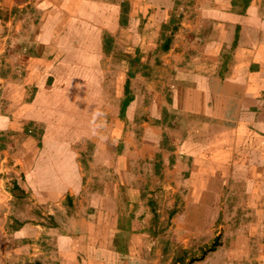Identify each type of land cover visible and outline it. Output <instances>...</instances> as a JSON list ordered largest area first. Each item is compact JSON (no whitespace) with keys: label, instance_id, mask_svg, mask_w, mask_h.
I'll list each match as a JSON object with an SVG mask.
<instances>
[{"label":"crops","instance_id":"crops-1","mask_svg":"<svg viewBox=\"0 0 264 264\" xmlns=\"http://www.w3.org/2000/svg\"><path fill=\"white\" fill-rule=\"evenodd\" d=\"M93 6L89 0H0V166L12 171L15 164L8 161L14 159L23 182L13 183L35 203L54 205L56 218H67L62 232L28 223L13 231L21 241L49 240L51 247L35 264H102L103 255L111 259L118 254L104 238L100 241L106 229L105 210L117 223L118 207L99 206L93 213L98 203L110 200L105 192L91 194L85 207L81 203L85 186L78 155L85 148H77L91 137H82L69 108L73 97L68 93L89 88L85 83L75 87L71 78L89 73L83 62L101 56V31L117 29L106 15L91 24ZM186 7L175 31L183 40L180 49L177 54L169 49L162 57L169 71L177 66L167 82L171 101L167 110L175 113L180 145L172 152L177 156L169 173H186L184 183L198 181L209 187L218 171L227 168L222 159L230 157L233 166L223 177L250 183L247 170L259 171L255 165L264 157V0H194ZM169 8L157 14L158 22H165ZM75 58L82 64L76 65ZM100 106L104 108V103ZM242 157H247V168ZM4 181L0 179L5 194H0V244L8 232L5 209L13 188L4 191ZM218 200L212 197V203ZM67 208L74 209L70 216ZM135 223L131 218L120 226L133 229ZM121 227L113 224L110 229Z\"/></svg>","mask_w":264,"mask_h":264},{"label":"rangeland","instance_id":"rangeland-1","mask_svg":"<svg viewBox=\"0 0 264 264\" xmlns=\"http://www.w3.org/2000/svg\"><path fill=\"white\" fill-rule=\"evenodd\" d=\"M89 1L94 5L91 24L97 25L106 15L107 22L117 28L110 33L101 31L110 42L108 50L103 41L101 56L83 62L89 65V73L75 74L70 80L75 87L88 84V91L68 93L73 97L69 108L79 122L82 137H91L77 148H85L78 155L85 186L81 203L85 207L91 194L105 192L110 200L98 203L93 213L99 206L118 207L119 212L117 223L107 215L109 210L104 212L106 229L100 241L104 238L119 255L111 259L103 255L102 264H264V157H258L255 165L259 171L254 174L247 170L250 183L232 182V175L227 180L223 177L224 170L233 166L230 157L222 159L227 168L218 171L217 180L209 187H202L198 181L184 183L186 173H169L176 163L177 155L172 152H177L180 145L175 113L167 110L171 105L167 82L177 73V66L169 71L162 57L169 49L178 53L183 40L175 32L176 26L194 0ZM167 8L171 11L166 13L165 22H158L157 14ZM167 40L170 45L165 49ZM73 61L82 64L76 58ZM127 80L131 90L126 97L133 101L128 113L121 115L119 107ZM99 103H104V108ZM8 162L15 166L9 172L0 166L4 191L14 187L15 179L23 182L18 164L14 159ZM246 162L247 157H242L243 167L247 168ZM0 194L5 196L1 190ZM11 194L5 209L8 220L4 227L8 232L2 236L0 261L35 264L46 247H51L49 240L21 241L13 231L28 223L62 232L60 228L67 218H56L54 205L41 206L21 190H11ZM212 197L219 199L216 204ZM67 211L70 216L74 209ZM131 218L137 220L133 229L121 227ZM110 221L112 224L107 225ZM113 224L121 229H110ZM215 242V249L208 251Z\"/></svg>","mask_w":264,"mask_h":264},{"label":"trees","instance_id":"trees-1","mask_svg":"<svg viewBox=\"0 0 264 264\" xmlns=\"http://www.w3.org/2000/svg\"><path fill=\"white\" fill-rule=\"evenodd\" d=\"M103 37H104V40L103 41H105L104 48H105V50H108V46L110 45V42L108 40L106 41V39H105L106 34ZM169 45H170V40H167V41H165L163 47L165 49H167ZM128 91H129V81L127 80L125 82V85H124V93H125V96L128 93ZM131 100L132 99H129V98L123 99V103H122V106H121V115L125 112V108L130 103ZM16 191H20V188H19L18 185L15 184L14 187H13V189H12V193H14ZM215 246H216V242L211 246V248L208 249V251L214 250L215 249ZM204 252L206 253V251H204Z\"/></svg>","mask_w":264,"mask_h":264},{"label":"built area","instance_id":"built-area-1","mask_svg":"<svg viewBox=\"0 0 264 264\" xmlns=\"http://www.w3.org/2000/svg\"><path fill=\"white\" fill-rule=\"evenodd\" d=\"M0 24H2V19H0Z\"/></svg>","mask_w":264,"mask_h":264}]
</instances>
